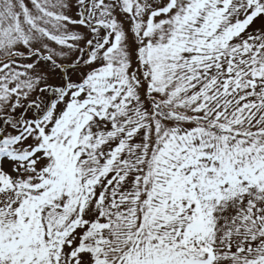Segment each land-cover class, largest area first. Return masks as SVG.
Segmentation results:
<instances>
[{
    "label": "snow or ice",
    "instance_id": "obj_1",
    "mask_svg": "<svg viewBox=\"0 0 264 264\" xmlns=\"http://www.w3.org/2000/svg\"><path fill=\"white\" fill-rule=\"evenodd\" d=\"M0 264H264V0H0Z\"/></svg>",
    "mask_w": 264,
    "mask_h": 264
}]
</instances>
